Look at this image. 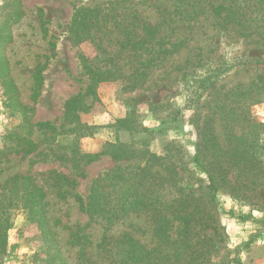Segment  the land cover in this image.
<instances>
[{
	"label": "rangeland",
	"instance_id": "1",
	"mask_svg": "<svg viewBox=\"0 0 264 264\" xmlns=\"http://www.w3.org/2000/svg\"><path fill=\"white\" fill-rule=\"evenodd\" d=\"M111 1L117 0H0V150L7 133L25 134L23 105L33 123L54 124L53 128L34 127L33 139L39 146L33 153H11L0 160V189L8 177L19 173L32 176L45 190L47 222L42 224L23 207L10 210L7 250L12 244L17 247L4 255L3 264H110L99 247L106 234L129 232L150 247L159 245L151 214H131L106 230L104 222L83 211L76 198L78 194L87 200L96 177L114 166L130 163L105 153L93 160L90 156L115 140L109 124L131 112L155 130L145 137L144 144L164 158L153 168L165 172L167 163L174 162L178 185L192 192L205 210L204 216L212 214L209 219L218 224L219 234L215 237L213 228L193 224L192 251L202 247L209 251L204 264H264V182L252 176L235 181L238 173L232 169L228 178L237 188L225 184L218 190L216 202H211L205 193L206 173L197 169L192 159L206 116H214L216 133L224 142L222 120L211 109L210 96L204 95L199 106L190 107L187 85L182 81L183 73L195 69L197 55L202 53L210 59L256 58L228 72L217 84L225 85L227 90L249 83L264 75V40L257 34H241L231 25L222 27L211 15L193 19L185 12L175 14L180 3L177 0H118L123 9L136 11L151 23H161L159 35L168 42L166 47L171 48L175 41H182L183 46L163 56L136 86L119 79L90 88L84 58L96 62L97 49L89 40L76 44L70 24L77 7H107ZM196 2L206 11L221 3L239 5L236 0H185L181 9L192 10ZM103 44L109 51L121 52V64L126 62L128 51L119 52L121 45L116 39ZM74 95L80 99L66 118V101ZM250 112L251 121L264 122V102L251 104ZM81 124L93 128L81 129ZM257 139L264 161V131ZM180 229V222L172 221L170 237H179ZM73 231L83 236L80 244L72 242ZM257 233L255 240L246 245ZM82 246L87 251L86 260L80 253Z\"/></svg>",
	"mask_w": 264,
	"mask_h": 264
},
{
	"label": "trees",
	"instance_id": "2",
	"mask_svg": "<svg viewBox=\"0 0 264 264\" xmlns=\"http://www.w3.org/2000/svg\"><path fill=\"white\" fill-rule=\"evenodd\" d=\"M177 1L180 3L176 5L175 14L182 15L185 12L193 19L211 15L222 27L231 25L238 28L241 34H257L264 40V0H236L239 5L221 3L208 11L200 8L198 2L192 10H184L181 7L185 0ZM111 3L107 7H77L70 24V32L76 44L89 40L97 49L96 62L84 58L83 68L90 77V88L119 79H125L131 86H136L150 75L151 70L165 58L163 56L183 46L182 41H171V48L166 47L168 42H165L164 36L159 35L161 23H151L134 10L123 9L118 0ZM166 19L167 16L163 22ZM114 39L121 45L119 52L128 51L124 64H121V52L109 51L103 44L107 40L109 45ZM51 46L55 48L56 43L52 42ZM197 57L195 69L182 75V81L187 85L188 105L196 108L204 95L210 96L208 101L213 99L211 109L222 120L225 135L224 142H221L213 124L214 116H206L192 159L196 168L206 173L205 193L214 203L218 190L227 183L231 184L228 176L232 169L238 173L235 181L239 177L252 176L264 182V161L258 149L260 146L256 143L258 135L264 131V122L251 121L250 112L251 104L264 102V75L260 74L249 83L242 82L226 90L225 85L217 84L219 80L235 68L251 64L257 59H210V56L203 57L202 53ZM41 77L39 73L38 78ZM79 99L74 95L66 101V118H69V111ZM22 107L26 132L23 135L13 132L6 134L0 160L11 153H33L39 146L33 139L34 127H54L50 121L33 123L28 108L24 105ZM109 127L114 130L115 140L108 142L103 151L92 154L90 160L105 153L115 160L130 163L114 166L96 177L87 200L78 194L76 198L83 211L104 222L106 230H111L114 224L128 219L131 214H151L154 235L160 243L150 247L129 232L119 236L106 234L99 245L106 259L110 264H204L209 251L203 247L200 251H192L195 245L190 241L191 228L195 223L204 229L211 227L215 237L219 234L218 224L209 219L212 214L204 216L206 212L192 192L178 185V170L174 162L167 163L165 172L153 168L155 163L164 158L151 152L147 143L144 144L145 137L152 136L155 130L144 125L136 112L117 118ZM79 128L90 130L93 127L81 124ZM125 137L131 140L125 141ZM45 199V190L32 176L16 173L4 182L0 189V264H3L4 255L13 253L17 247V244H12L11 250H7L10 210L23 207L30 216L37 217L42 224L47 225ZM174 220L180 222L181 229L180 236L172 239L169 228ZM46 229L48 233L51 232L49 228ZM72 235L74 244L82 242L83 236L79 232L73 231ZM257 235L254 234L246 245H250ZM80 253L84 256L83 260H86L85 246L80 248Z\"/></svg>",
	"mask_w": 264,
	"mask_h": 264
}]
</instances>
